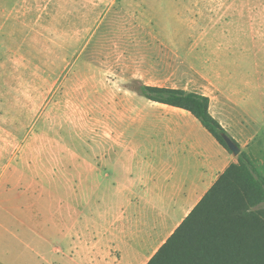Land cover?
Masks as SVG:
<instances>
[{"label":"rangeland","instance_id":"obj_1","mask_svg":"<svg viewBox=\"0 0 264 264\" xmlns=\"http://www.w3.org/2000/svg\"><path fill=\"white\" fill-rule=\"evenodd\" d=\"M140 83L207 92L212 107L239 89L261 119L264 0H0V176L60 210V232L86 137L141 139L187 113L147 99Z\"/></svg>","mask_w":264,"mask_h":264},{"label":"crops","instance_id":"obj_2","mask_svg":"<svg viewBox=\"0 0 264 264\" xmlns=\"http://www.w3.org/2000/svg\"><path fill=\"white\" fill-rule=\"evenodd\" d=\"M240 92L221 90L209 110L258 168L264 114L250 113ZM108 136L98 131L99 144L88 136L72 152L67 232L60 210H44L38 193L0 176V264H146L236 161L189 112L168 116L141 139L131 131Z\"/></svg>","mask_w":264,"mask_h":264},{"label":"trees","instance_id":"obj_3","mask_svg":"<svg viewBox=\"0 0 264 264\" xmlns=\"http://www.w3.org/2000/svg\"><path fill=\"white\" fill-rule=\"evenodd\" d=\"M136 90L151 101L189 112L231 152L223 137L230 135L211 114L207 95L143 83ZM146 264H264V175L245 151Z\"/></svg>","mask_w":264,"mask_h":264},{"label":"water","instance_id":"obj_4","mask_svg":"<svg viewBox=\"0 0 264 264\" xmlns=\"http://www.w3.org/2000/svg\"><path fill=\"white\" fill-rule=\"evenodd\" d=\"M223 137L226 141L228 148L231 150L232 154L237 156L241 151L239 145L229 136L224 135Z\"/></svg>","mask_w":264,"mask_h":264}]
</instances>
